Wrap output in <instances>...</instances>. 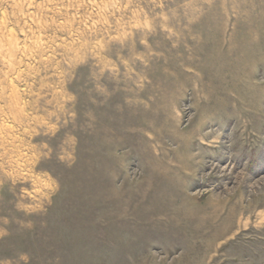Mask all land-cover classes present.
Instances as JSON below:
<instances>
[{
	"label": "rangeland",
	"instance_id": "1",
	"mask_svg": "<svg viewBox=\"0 0 264 264\" xmlns=\"http://www.w3.org/2000/svg\"><path fill=\"white\" fill-rule=\"evenodd\" d=\"M0 264H264V0H0Z\"/></svg>",
	"mask_w": 264,
	"mask_h": 264
},
{
	"label": "bare ground",
	"instance_id": "2",
	"mask_svg": "<svg viewBox=\"0 0 264 264\" xmlns=\"http://www.w3.org/2000/svg\"><path fill=\"white\" fill-rule=\"evenodd\" d=\"M187 212V211H186ZM216 214H217V212H216ZM219 215V214H218ZM185 216V215H184ZM193 218V217H192Z\"/></svg>",
	"mask_w": 264,
	"mask_h": 264
}]
</instances>
